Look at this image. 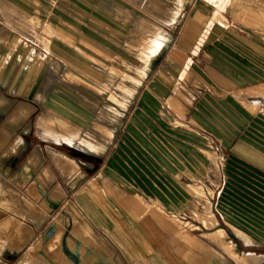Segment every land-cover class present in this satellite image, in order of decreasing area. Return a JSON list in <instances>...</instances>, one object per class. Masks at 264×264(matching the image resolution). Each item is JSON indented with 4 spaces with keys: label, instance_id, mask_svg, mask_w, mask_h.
Returning <instances> with one entry per match:
<instances>
[{
    "label": "crops",
    "instance_id": "obj_1",
    "mask_svg": "<svg viewBox=\"0 0 264 264\" xmlns=\"http://www.w3.org/2000/svg\"><path fill=\"white\" fill-rule=\"evenodd\" d=\"M227 2L0 0V264L264 248V0Z\"/></svg>",
    "mask_w": 264,
    "mask_h": 264
},
{
    "label": "bare ground",
    "instance_id": "obj_2",
    "mask_svg": "<svg viewBox=\"0 0 264 264\" xmlns=\"http://www.w3.org/2000/svg\"><path fill=\"white\" fill-rule=\"evenodd\" d=\"M209 1H211L212 3L216 4L217 6H219V8H221V7L224 8V5L227 2V0H209ZM198 217L205 224V226L207 228H214L215 227L214 226L215 222L212 221V218L211 217H208V216L203 215V214H199ZM216 222H217V220H216ZM186 224H187V222H186ZM188 224H189V221H188ZM192 225L193 224H191L190 226L192 227ZM215 231L216 232H215V234L213 235L212 238L215 240V242L217 244H219L220 246H222L226 250V252L229 254V256H231L234 259V261L236 262V264H261V262L264 259V256L259 255L257 253H253V252H243V253L242 252H238L234 248V244L232 243L233 241L231 242L229 240H226V238L228 237V235H227V232L223 228L215 229ZM205 263L206 264H211L209 262H205Z\"/></svg>",
    "mask_w": 264,
    "mask_h": 264
},
{
    "label": "rangeland",
    "instance_id": "obj_3",
    "mask_svg": "<svg viewBox=\"0 0 264 264\" xmlns=\"http://www.w3.org/2000/svg\"><path fill=\"white\" fill-rule=\"evenodd\" d=\"M186 223V222H185ZM179 227H185V226H183L182 225V223L179 221ZM187 224H188V221H187ZM191 224H193V222H189V227H191L190 225ZM193 226H195L194 224L192 225V227ZM214 240V239H213ZM215 241V240H214ZM218 246H220L219 244H218ZM220 247H222V246H220ZM223 248V247H222ZM224 249V248H223ZM222 249H220V252H218L217 253V258H215V259H217V262L218 263H216V264H236V262L234 261V259L232 258V260L234 261H231L229 258H228V256L226 255V253H224L225 252V249H224V252L223 251H221ZM242 250H243V252H256L257 254H259V255H262V256H264V248H261L260 250H253V249H248V248H246V247H243L242 248ZM228 254V253H227ZM229 255V254H228ZM180 258V257H179ZM178 258V259H179ZM192 258L194 259L195 258V256L193 255V254H189V256H187V259L188 260H192ZM181 259V258H180ZM179 264V263H178ZM181 264H185V263H181ZM192 264V263H191ZM203 264H206V263H203ZM261 264H264V259H263V261L261 262Z\"/></svg>",
    "mask_w": 264,
    "mask_h": 264
},
{
    "label": "water",
    "instance_id": "obj_4",
    "mask_svg": "<svg viewBox=\"0 0 264 264\" xmlns=\"http://www.w3.org/2000/svg\"><path fill=\"white\" fill-rule=\"evenodd\" d=\"M229 238L236 240L235 235L232 233L229 234ZM237 250H238V252H242V248L239 245L237 246Z\"/></svg>",
    "mask_w": 264,
    "mask_h": 264
}]
</instances>
